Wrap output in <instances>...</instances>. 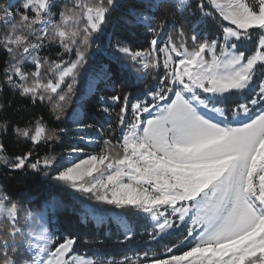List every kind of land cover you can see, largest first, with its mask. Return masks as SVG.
I'll return each mask as SVG.
<instances>
[{"label":"snow or ice","instance_id":"1","mask_svg":"<svg viewBox=\"0 0 264 264\" xmlns=\"http://www.w3.org/2000/svg\"><path fill=\"white\" fill-rule=\"evenodd\" d=\"M161 2L147 0L144 9L128 13L133 20L126 23L153 34L149 48L133 50L119 40L115 45L138 65L137 71L159 69L157 53L164 70L154 90L131 102L130 120L131 94H124L115 141L104 139L98 153L73 147L65 163H57L52 152L30 162L31 150L9 158L0 143V162L13 170L43 169L45 177L54 169V182L120 210L116 215L127 210L150 218L154 238L186 229L183 241L191 238L194 243L182 254L168 248L164 257L145 253L143 259L125 256L107 264H264V0H196L190 11L195 17L191 36L174 24L163 46L157 37L164 22L154 27L148 15ZM190 4L178 0L169 6L182 14ZM55 7V0L0 4L5 29L0 49L14 61L3 69L4 83L33 103L51 105L61 120L88 62L93 37L102 32L115 0H71L53 12ZM209 20L216 23L217 35L208 33ZM246 42L253 43L251 54L241 49ZM51 44L62 49L56 60L39 55ZM64 53L69 54L67 60ZM25 61L34 65L33 71L24 70ZM97 76L110 77L109 68L101 64ZM232 95L243 98L229 106L226 101ZM109 100L117 104L121 97H99L100 111L106 114L112 111L106 106ZM69 118L81 129L94 127L84 123L79 112ZM36 125L34 133L19 127L15 132L34 146L43 142L50 147L65 131H48L42 120ZM6 129L7 122L0 123V131ZM81 140L96 143L93 137ZM47 203L54 208L59 200L53 196ZM121 227L130 239L131 228ZM76 243L71 235L58 239L32 212L0 191V264H105L74 253Z\"/></svg>","mask_w":264,"mask_h":264},{"label":"trees","instance_id":"2","mask_svg":"<svg viewBox=\"0 0 264 264\" xmlns=\"http://www.w3.org/2000/svg\"><path fill=\"white\" fill-rule=\"evenodd\" d=\"M5 3L10 2L0 0V4ZM70 3L71 0H55L56 7L52 11L58 12L65 4L70 5ZM146 3L147 0H115V7L109 13L102 32L93 37L88 62L77 77L75 93L66 107L65 117L61 120L55 118L51 105L39 100L33 103L30 97L21 96L19 91L4 83L3 69L8 66V62L14 61L3 49H0V105L3 106L0 108V123L7 122L6 131H0V143L3 144L4 155L13 158L31 150L33 153L31 162L39 156L52 152L57 155V163H63L65 155L73 147L82 149L84 153L93 150L98 153L103 147L104 139L115 141L120 136L118 114L124 94H131L127 114L130 120L131 102L136 98L143 99L148 91L154 90L158 85V77L164 74L161 61L163 57L159 53L157 56L162 62L161 67L155 71L144 72L137 71L138 65H133L115 47L117 40L130 45L133 50L150 47L149 41L153 38V34L143 26L126 23L133 20L128 14L129 10L136 8L140 11L145 8ZM172 3L175 2L164 0L157 10L148 13L151 17L150 23L154 27L164 22L161 35L157 37L160 46H163L167 35L172 33L174 24L182 25L189 37L192 34L189 26L195 17L190 15V11L195 9L196 0H191L190 8L184 9L182 14L175 7L169 6ZM16 4L18 2L14 3ZM4 30L3 24L0 23V32ZM208 33L211 36L218 34L217 25L212 20L208 21ZM188 43L191 46L190 39ZM241 49L251 54L253 43L246 42L241 45ZM61 52L59 44H51L41 49L39 55L56 60L57 53ZM63 58L67 60L69 54L64 53ZM71 58L75 59L74 51L71 53ZM101 64L109 68L110 77L97 76ZM23 67L26 72L34 70V65L30 61H25ZM92 78H95L96 82L93 91L89 94L88 87ZM116 94L121 97L120 103L114 104L110 100L106 103V106L112 110L111 113L100 111L99 97ZM242 98L232 95L226 104L230 106L234 101ZM78 106L82 109L83 122L93 125V128L81 129L69 118ZM37 120H42L48 131L52 129H65V131L60 133V139L50 147L43 142L34 146L30 139L17 136L15 129L18 127L30 128L34 133ZM86 136L95 138L96 143L87 145L77 140L78 137ZM41 172H33L29 169L13 170L7 164L0 162V191L7 193L22 208L32 212L36 221L39 222L43 217L45 226L49 227L58 239L66 235L77 237L74 253L107 264L109 261L122 260L125 256L130 258L139 256L143 259L145 253L149 257H164L168 254V248H172L174 254H182L194 244L191 238L183 241L186 229L173 235H166L163 239L154 238L152 236L154 226L150 218L127 210L118 216L116 213L120 210L99 205L88 196L54 182L52 180V175H55L54 169L48 177L43 176ZM53 196L59 200L54 208L47 203ZM93 209L96 211L93 212ZM23 224L24 220L21 219L20 225ZM121 224H127L131 228L130 239L125 238V230Z\"/></svg>","mask_w":264,"mask_h":264},{"label":"rangeland","instance_id":"3","mask_svg":"<svg viewBox=\"0 0 264 264\" xmlns=\"http://www.w3.org/2000/svg\"><path fill=\"white\" fill-rule=\"evenodd\" d=\"M173 1H174L175 3L178 2V0H173ZM9 2L14 4V3L18 2V0H9ZM161 61L163 62V59H161ZM162 62H161V63H162ZM258 78H259V77H258ZM80 108H81V107H80ZM74 111H75V110H74ZM87 137H89V136H86L85 138H87ZM77 140H80L79 142H81V143H86L85 141L81 140V137H80V138L78 137ZM87 144H88V143H87ZM88 145H90V144H88ZM67 159H69V157H68V155H65V157H64V159H63V163H65V162L67 161ZM65 166H66V165H65ZM39 223H40V224H43V225L45 226V223H44V219H43V217L41 218V220L39 221ZM152 224H153V226L155 227V224H154L153 221H152ZM45 227H46V226H45ZM26 229H27V228H26ZM26 229H25V230H26ZM27 230H28V229H27ZM27 230H26V231H27ZM193 246H194V244H193Z\"/></svg>","mask_w":264,"mask_h":264},{"label":"bare ground","instance_id":"4","mask_svg":"<svg viewBox=\"0 0 264 264\" xmlns=\"http://www.w3.org/2000/svg\"><path fill=\"white\" fill-rule=\"evenodd\" d=\"M95 82H96L95 78L90 79V84H89V87H88V93L89 94L93 91ZM75 111L80 113V116H81V119H82V109L78 106V107L75 108Z\"/></svg>","mask_w":264,"mask_h":264}]
</instances>
